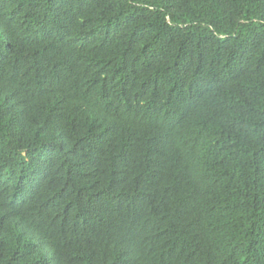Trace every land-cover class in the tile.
<instances>
[{
  "label": "trees",
  "instance_id": "obj_1",
  "mask_svg": "<svg viewBox=\"0 0 264 264\" xmlns=\"http://www.w3.org/2000/svg\"><path fill=\"white\" fill-rule=\"evenodd\" d=\"M0 264H264V0H0Z\"/></svg>",
  "mask_w": 264,
  "mask_h": 264
}]
</instances>
